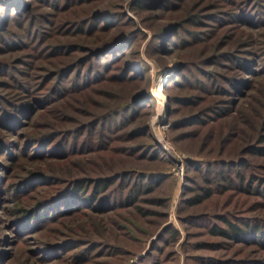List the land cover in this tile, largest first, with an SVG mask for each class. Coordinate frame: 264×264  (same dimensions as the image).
Listing matches in <instances>:
<instances>
[{
	"label": "rangeland",
	"instance_id": "1",
	"mask_svg": "<svg viewBox=\"0 0 264 264\" xmlns=\"http://www.w3.org/2000/svg\"><path fill=\"white\" fill-rule=\"evenodd\" d=\"M262 147L264 0H0V264H264Z\"/></svg>",
	"mask_w": 264,
	"mask_h": 264
},
{
	"label": "trees",
	"instance_id": "2",
	"mask_svg": "<svg viewBox=\"0 0 264 264\" xmlns=\"http://www.w3.org/2000/svg\"><path fill=\"white\" fill-rule=\"evenodd\" d=\"M139 6H144V4H138ZM235 61V64L237 66H239V68H242V65L240 63V60L238 58H233ZM252 152L255 153V151L260 152L262 154H264V147L262 148H255V150H250ZM139 182H137V184H134L133 181L131 182L132 184L129 187V191L128 193L125 194V200L129 203L134 201V195H137L138 193H140L141 190H144L146 188H150L151 187V182L148 181V176L147 175H143L140 174L139 175ZM119 178V177H118ZM145 179L146 182H141V180ZM83 180H86L84 178H74L71 183L69 184L70 186L68 188H71L72 191L69 192V194H71V197H76V194H78L79 192H82V190L85 189V186L83 184ZM115 179H107V177H98L97 181V186H99L100 189L105 190V188L109 185V182H113ZM153 180V179H152ZM154 181V180H153ZM152 181V182H153ZM151 183V184H149ZM145 187V188H144ZM95 190V189H94ZM86 192V191H85ZM84 192V193H85ZM95 191H93V193L91 195H87L85 197L84 200H86L87 204L89 206H91V204L95 203L94 205L97 207H102L104 205V199H102L103 197H101L100 199H96V196L94 195ZM133 192V193H132ZM209 190L208 189H204V192L201 195V198H195L193 200V203L195 202H200L202 201V198L208 197L209 195ZM132 193V194H131ZM261 195H264L262 192H258ZM59 201H62L63 198H59ZM225 221V220H224ZM226 226L227 227H215L213 226V228L211 229V234L213 235H221L222 237H226L228 239L231 240H243L244 237L251 235V236H256V234L258 233V238L256 240V243L260 246L264 248V233L262 231H258L259 229V225L256 224H250L248 225H237V224H232L230 222L225 221Z\"/></svg>",
	"mask_w": 264,
	"mask_h": 264
}]
</instances>
